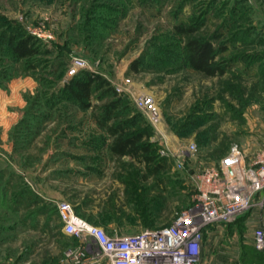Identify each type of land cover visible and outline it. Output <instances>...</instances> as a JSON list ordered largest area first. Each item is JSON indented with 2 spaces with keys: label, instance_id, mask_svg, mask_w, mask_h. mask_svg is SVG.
<instances>
[{
  "label": "rangeland",
  "instance_id": "1",
  "mask_svg": "<svg viewBox=\"0 0 264 264\" xmlns=\"http://www.w3.org/2000/svg\"><path fill=\"white\" fill-rule=\"evenodd\" d=\"M4 33L33 36L41 53L11 63L0 46V90L19 77L34 86L22 93L8 142L0 139V264H57L78 244L63 233L61 201L108 234L170 225L190 203L201 167L217 165L232 145L250 149L264 139V0H0ZM195 37L212 40L222 75L188 66L184 45ZM74 59L112 87L130 80L155 102L156 123L135 117L130 99L122 108L131 131L149 127L160 172L149 175L143 164L108 151L110 139L93 119L110 100L102 90L86 109L52 96L72 78ZM190 145L196 152L183 156ZM261 204L255 212L263 216ZM220 230L238 239L232 260L264 264V252L254 253L248 241L251 228L238 222Z\"/></svg>",
  "mask_w": 264,
  "mask_h": 264
},
{
  "label": "built area",
  "instance_id": "2",
  "mask_svg": "<svg viewBox=\"0 0 264 264\" xmlns=\"http://www.w3.org/2000/svg\"><path fill=\"white\" fill-rule=\"evenodd\" d=\"M84 68L83 60L74 59L68 74L73 77ZM114 88L118 94L126 95L151 123L159 121L155 102L137 94L130 80ZM195 152V145H190L183 156ZM183 160L178 161L180 168ZM192 192L190 203L176 212L170 225L145 228L131 235L108 234L79 217L68 202H58L56 210L63 233L78 244L67 248L57 264H201V247L212 230L245 222L261 208L264 139L250 149L232 145L217 165L201 167ZM251 235L253 249L264 252V215L251 228Z\"/></svg>",
  "mask_w": 264,
  "mask_h": 264
},
{
  "label": "trees",
  "instance_id": "3",
  "mask_svg": "<svg viewBox=\"0 0 264 264\" xmlns=\"http://www.w3.org/2000/svg\"><path fill=\"white\" fill-rule=\"evenodd\" d=\"M176 30L182 35L195 32L192 28H176ZM37 42L36 38L26 33H22L20 37L16 33L0 35L3 54L9 58L11 63L33 61L41 53L37 48L38 45H35ZM184 47L185 60L194 71L202 73L206 77L222 75L225 72L221 64L215 60L218 51L212 40L199 37L189 38ZM136 67V63H133L131 69L135 71ZM34 68L35 66L31 65L29 69ZM58 88L52 96L56 95L58 100L73 103L81 109L89 108L93 94L102 90L100 97L108 96L110 100L99 107L100 112L94 114L93 119L110 139L108 151L111 155L117 158L127 157L143 164L149 175H155L162 170V165L156 162L148 142L151 136L149 127L131 131L133 123L129 125L130 119L123 118L125 114L122 108L124 100H129V98L126 95L118 94L105 78L97 73L81 70ZM136 111L134 116H141L142 113ZM254 253L260 254L261 252L254 250ZM251 263L255 264L254 261Z\"/></svg>",
  "mask_w": 264,
  "mask_h": 264
},
{
  "label": "crops",
  "instance_id": "4",
  "mask_svg": "<svg viewBox=\"0 0 264 264\" xmlns=\"http://www.w3.org/2000/svg\"><path fill=\"white\" fill-rule=\"evenodd\" d=\"M33 88V82L29 78L19 77L10 81L7 90H0V139L2 141H7L9 128L22 116L21 111L25 105L22 93L29 90L32 91ZM39 183V178H32V184L37 190H40L41 187ZM255 211L256 210L251 213L249 219L245 222L241 221L244 227V224H246V228H253L256 222L263 217ZM221 234H223V232L218 228L212 230L206 236L201 247V264H238L236 261L232 260L234 256L238 254L237 237L226 238ZM221 238L224 239V244L227 243V247L219 245V241L222 240ZM251 238L252 235L250 231L248 241H250L251 249H253Z\"/></svg>",
  "mask_w": 264,
  "mask_h": 264
}]
</instances>
